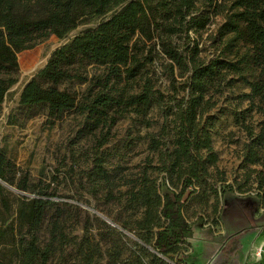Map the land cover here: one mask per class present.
Returning <instances> with one entry per match:
<instances>
[{"label":"rangeland","instance_id":"374dc122","mask_svg":"<svg viewBox=\"0 0 264 264\" xmlns=\"http://www.w3.org/2000/svg\"><path fill=\"white\" fill-rule=\"evenodd\" d=\"M227 2L198 0L197 5L208 11L207 24L197 31L189 30L187 37H172L185 63L195 41L199 59L209 61L217 54L221 45L217 29L223 13L213 5ZM111 14L112 11L85 19L63 37L50 35L16 53L15 82L0 103V150L12 164L5 183L15 188L0 183V260L16 264L19 245L28 237L15 216L17 199L42 191L57 205L48 207L36 232L39 244L49 239L51 219L58 218L64 233H58L46 264H77L85 233L99 248L93 264H149L150 252L170 264H206L201 256L205 253L232 261L234 254L229 251L236 244L242 245V237L264 228V168L244 157L252 133H259L264 121L263 115L249 105L244 96L249 88L239 78L229 74L206 92L214 101L204 117H209L217 160L208 166L209 174L204 180L184 194L183 214L191 236L163 254L152 248L151 240L145 242L138 236L140 232L145 239H151L155 228L152 232L134 228L140 209L127 198L138 188L143 172L155 178L160 193L169 187L159 160L172 149L171 136L157 148H151L150 139L159 137L167 106L186 95L190 69L172 62L157 45L149 47L147 43L142 52L147 54V60L138 73L128 80L122 77L112 90L114 95L136 94L149 79L155 101L145 112L121 104L108 105L92 114L77 107L53 118L47 114L46 103L28 106L19 102L23 86L45 65L54 49L95 28ZM72 73L76 76L59 81L57 86L74 92L84 103L99 89L94 83L103 79L104 66L83 58L74 64ZM99 167L105 177L91 174ZM3 198L8 208L1 205ZM157 223L161 227L166 224L162 219ZM230 237L221 250V242Z\"/></svg>","mask_w":264,"mask_h":264},{"label":"trees","instance_id":"16d2710c","mask_svg":"<svg viewBox=\"0 0 264 264\" xmlns=\"http://www.w3.org/2000/svg\"><path fill=\"white\" fill-rule=\"evenodd\" d=\"M198 0H0V103L8 88L15 82L18 71L16 53L30 48L50 35L63 37L81 21L95 16L112 14L95 28L74 36L69 42L54 49L45 65L23 86L19 102L23 105L47 104V114L58 118L63 111L77 108L88 114L104 110L108 105L134 106L145 112L155 101L152 84L145 79L136 94L124 96L112 93L114 84L122 77L133 78L147 60L142 53L146 44L158 46L172 62L190 69L187 93L163 113L159 137H151V148H157L171 136L172 149L166 158L161 157V170L165 172L169 187L159 192L155 178L143 172L138 188L129 193L128 202L140 209L134 221L136 230L152 232L148 242L157 253H164L177 244L186 242L191 229L183 214L184 194L209 174L208 166L217 160L212 148L209 117L205 114L214 101L206 95L209 86L219 84L233 74L249 88L245 97L249 105L263 115L264 121V0H228L215 3L223 13L217 34L220 42L217 54L209 61L197 57V42L185 56L176 50L172 37L197 31L207 24V9L197 5ZM224 38V39H222ZM140 52L141 55H138ZM88 61L104 66L103 79H96L99 89L88 101L80 103L74 92L60 89L57 84L72 78L75 63ZM45 83V84H44ZM121 90V88L119 89ZM170 115V118H168ZM244 157L249 163H260L264 168V126L252 133ZM163 139V142H162ZM12 164L0 150V180L8 181L7 172ZM98 166H101L99 164ZM94 176L105 177L101 167L93 170ZM20 189H25L17 185ZM3 187L0 185V191ZM39 191L32 197L16 201L15 216L25 227L28 237L23 239L16 252V264H46L54 250L58 233L64 236L62 224L50 221V236L39 244L37 230L46 211L57 202ZM1 205L8 208L3 198ZM162 219L165 226L157 221ZM77 264H93L99 252L84 234L79 245ZM0 264H5L0 260ZM149 264H170L156 253L149 254Z\"/></svg>","mask_w":264,"mask_h":264},{"label":"crops","instance_id":"0c3cea01","mask_svg":"<svg viewBox=\"0 0 264 264\" xmlns=\"http://www.w3.org/2000/svg\"><path fill=\"white\" fill-rule=\"evenodd\" d=\"M231 238L232 237L224 239L221 242V250L223 249L224 243H227ZM242 238V245L239 246L236 244V246L232 248V251H229V254H234L232 261H221L222 258L217 254L205 253L201 254V256L207 260L206 264H264V228L261 227V229H257L254 235H246ZM259 246L261 247V251L259 256H256L254 250Z\"/></svg>","mask_w":264,"mask_h":264},{"label":"built area","instance_id":"2783aa9c","mask_svg":"<svg viewBox=\"0 0 264 264\" xmlns=\"http://www.w3.org/2000/svg\"><path fill=\"white\" fill-rule=\"evenodd\" d=\"M260 251H261V247H260V246H259V247H256L255 250H254V254H255L256 256H259Z\"/></svg>","mask_w":264,"mask_h":264},{"label":"water","instance_id":"95a60500","mask_svg":"<svg viewBox=\"0 0 264 264\" xmlns=\"http://www.w3.org/2000/svg\"><path fill=\"white\" fill-rule=\"evenodd\" d=\"M0 183L3 184V185L8 186V185H7L4 181H2V180H0ZM8 187H10V188L13 189V190L15 189L14 187H11V186H8Z\"/></svg>","mask_w":264,"mask_h":264}]
</instances>
